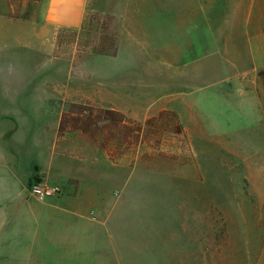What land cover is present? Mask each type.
I'll return each instance as SVG.
<instances>
[{
	"label": "rangeland",
	"instance_id": "rangeland-1",
	"mask_svg": "<svg viewBox=\"0 0 264 264\" xmlns=\"http://www.w3.org/2000/svg\"><path fill=\"white\" fill-rule=\"evenodd\" d=\"M140 2L21 0L22 17L11 19L1 0L0 160L37 220L82 224L35 262L15 264H220L224 254L264 253V4L260 38L247 46L245 36L232 37L239 53L228 55L215 52L196 0ZM92 13L122 18L115 56L80 53L67 38L57 44ZM203 26L209 57L197 39ZM82 99L141 122L176 109L196 167L157 172L114 164L104 152L93 160L56 153L58 113L49 101Z\"/></svg>",
	"mask_w": 264,
	"mask_h": 264
},
{
	"label": "trees",
	"instance_id": "trees-1",
	"mask_svg": "<svg viewBox=\"0 0 264 264\" xmlns=\"http://www.w3.org/2000/svg\"><path fill=\"white\" fill-rule=\"evenodd\" d=\"M20 6L21 0H8L4 15L11 19L21 18ZM121 33L122 24L117 17L92 13L85 17L79 30L59 33L56 40L62 45L67 38L77 45L80 53L90 56H115ZM49 104L58 113L54 144L58 154L93 160L98 152H104L114 164L125 163L157 172L184 164L196 167L188 135L173 110H160L141 122L119 109L105 107L90 99L50 100Z\"/></svg>",
	"mask_w": 264,
	"mask_h": 264
},
{
	"label": "crops",
	"instance_id": "crops-1",
	"mask_svg": "<svg viewBox=\"0 0 264 264\" xmlns=\"http://www.w3.org/2000/svg\"><path fill=\"white\" fill-rule=\"evenodd\" d=\"M143 1L144 0H141L140 3L142 4ZM231 1L232 0H196V4H194L195 7L193 9L195 14L207 20V28L212 31L210 34L218 41V49H216V53H219L218 50L223 51L224 49H226L228 55L231 52H238V50L234 48L235 43L231 40L234 36H245V45L247 46L250 45V37L260 38L261 36V29L259 30L257 25L261 20L259 6L264 4V0H234L235 2L237 1V5L234 3L237 7L234 8L229 7ZM202 3L207 7H200L203 5ZM241 5L247 7L241 8ZM220 6H225L226 8H221ZM245 9H247V15L243 16L242 19H245L247 24L243 26L239 21L242 19L240 18L239 20H236L235 18L239 16V11ZM108 15L117 17L119 21L122 20V18L114 14ZM142 19L143 18H140V20ZM142 23L143 22H141V25ZM121 24L122 36L124 33L123 21ZM142 32L144 33V30H142ZM200 32V37H197V39L200 41L201 51H206L207 53L204 54L206 57H209L211 50L208 46L210 44L208 41L207 43L201 41V38L206 41L207 29L204 28L203 30H200ZM188 36L191 38L192 34L188 33ZM139 44L142 45L141 53L144 51L147 53L148 44L144 45L142 41ZM171 47L172 51H175V45L172 44ZM230 62H232L231 57ZM169 110L175 111L180 119L182 118L181 112L178 113L176 109ZM182 121L183 120L181 119V122ZM183 126L187 133L186 125L183 124ZM23 195L24 194H22L20 188V182L17 179L13 168L3 159L0 160V264H15L30 260L35 262V255H43L46 251L53 249L52 242L54 241H68V239L73 238L78 234L76 227L82 225H78V223L74 221L37 220L34 215L36 207L28 202L25 203L24 201H21L20 198ZM41 207L42 210L49 209L50 207L62 209L61 206ZM232 257L233 258H231V255L229 254H224V257L220 259V264H225L224 262L227 260L240 262L238 264H264V253L242 254L235 256V258L234 256Z\"/></svg>",
	"mask_w": 264,
	"mask_h": 264
}]
</instances>
